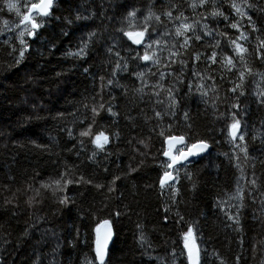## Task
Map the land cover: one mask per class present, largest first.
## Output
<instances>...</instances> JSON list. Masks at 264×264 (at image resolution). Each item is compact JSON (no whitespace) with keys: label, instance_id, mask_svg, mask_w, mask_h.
<instances>
[{"label":"trees","instance_id":"16d2710c","mask_svg":"<svg viewBox=\"0 0 264 264\" xmlns=\"http://www.w3.org/2000/svg\"><path fill=\"white\" fill-rule=\"evenodd\" d=\"M15 2L23 13L36 0ZM189 2L57 0L55 16L72 18L74 23L49 21L40 30L42 35L38 40L25 37L31 50L19 66H13L15 57L9 55L11 48L4 40L11 37V43L18 47L16 35L23 27L16 29L20 17L13 12L0 13V261L4 264H53V260L55 264H85L86 257L95 256V229L105 219L111 220L114 227L106 264H188L183 234L189 227L200 249L201 264H221V261L236 264L237 256L241 258L240 264H264V209L261 206L264 199L261 195L264 193V107L255 102L253 95L264 91V78L256 75L264 74V61L257 59L256 51L259 39H264V11L244 8L243 0H235L253 17L259 32H252L246 18L241 19L229 8L231 0H216L229 21L222 17L211 20V26L219 34L216 39L221 41L218 49L221 57L235 55L229 41L240 36V32L230 27V22H239L240 30L249 36L247 41L239 42L249 50L245 58L253 75L246 77V94L239 97L237 117L241 123L239 134L245 136L241 144L246 142L248 148L247 160L236 147L239 140L233 142L229 135L234 111L231 105L236 102L229 89L232 81H237L235 70L228 73L219 64L209 67V62L203 59L193 65L189 59V66L180 76L183 82L176 85L180 102L171 112L167 100L156 105L155 97L141 98L136 92L141 83L132 73L147 72L148 68L143 62L130 59L135 53L127 50L126 43L130 42L119 31L121 27L128 29L125 5L142 10L143 15L138 14L135 23L143 25L149 4H154L153 10L160 12L169 3H179L185 15L198 20L197 13L204 9L193 12L188 7ZM256 3L264 9V0H256ZM2 5L3 0H0ZM77 14L89 19L75 20ZM5 20L9 21L8 25L4 24ZM164 30L160 25L155 27L156 33ZM149 31H153L151 26ZM64 32L69 34L65 36ZM90 32H96L97 37L89 44L88 55L82 59L67 55L76 51L81 39H86ZM211 43L214 45L215 40ZM112 44L118 45L121 56L128 60V70L119 72L115 78L112 71L116 58L106 51ZM193 48L201 53L211 51L208 39L194 44ZM140 51L142 53L143 49ZM162 55L166 57L167 52ZM194 72L203 74L204 80L193 75ZM209 75L214 77L215 84L207 79ZM109 79H113L111 86ZM155 79L146 76L148 84ZM201 82L206 85L207 95L202 96L197 91ZM164 83L165 87L171 86L173 78L169 77ZM149 91L145 88L146 93ZM101 103L105 107L111 104L119 116L101 111L96 117L93 132L105 130L111 136L108 151L112 155L106 157L105 153H99L93 161L89 157L94 145L88 138H82L85 144L81 146L78 140L69 138L66 129L71 128L78 136L91 122V107H99ZM153 108L169 114L158 121ZM185 112L189 113L190 121L185 119ZM188 123L192 124L191 129ZM169 124L172 134H184L192 141L205 139L211 145L205 157L188 162L187 167L176 166L178 195H173L167 186L161 194L159 186L164 170L161 163L166 160L160 154L165 144L159 132L167 130ZM117 132L118 139L113 135ZM141 140L147 148L138 143ZM66 168L69 170L66 178L78 181L83 176L92 183L74 182L63 191L58 190L52 182L60 179ZM132 168L137 171L132 172ZM253 173L259 185L254 193L255 203L248 195ZM115 176L121 179L116 181L115 191L109 192ZM44 184L51 186L41 187ZM95 184L105 187L97 189ZM238 190L244 192L243 208H240ZM63 195L74 203L60 205L58 200ZM165 208L170 211L166 213ZM238 210L241 231H237V225L228 218L235 216ZM117 211L120 212L118 217L115 216ZM177 213L183 216L182 221Z\"/></svg>","mask_w":264,"mask_h":264},{"label":"snow or ice","instance_id":"6c2138e0","mask_svg":"<svg viewBox=\"0 0 264 264\" xmlns=\"http://www.w3.org/2000/svg\"><path fill=\"white\" fill-rule=\"evenodd\" d=\"M55 0H36V2L31 3L27 6V10L21 13V7L15 0H3V5L0 6V13L5 11L15 12L18 17H20L19 22L16 24V29H22L17 33L16 39L19 41L18 47L11 43V37H6L4 44L8 45L11 48L9 55H13L15 58L13 60V66H19L26 59V54H30L31 45L25 39V37L31 38L32 40H38L42 35L41 29L46 27L49 21L56 20H66L68 24L74 23L72 18H63L55 16ZM243 6L247 9H255L259 11H264V9L259 8L256 3V0H243ZM188 7L192 9L193 12H196L198 8L204 9V12H199V19L185 15V11L182 8V5L179 3H169L165 10L160 12L154 11V4L148 5L147 15L144 16L143 25H138L135 23V20L138 14L143 15L141 9L134 6L125 5L127 11V20H128V29L121 27L119 31L122 33L123 37L127 38L126 48L129 52H134L135 55L130 57L131 60H139L143 62L145 67L148 68L147 72H133L132 74L140 80L141 87L136 89V92L143 96H149V99L155 97V104L162 105L165 100H167V107L169 112L176 105L179 104V99L177 97V92L179 89L176 87L177 84L182 83L180 76L183 75V70L189 66V59H191L193 65L199 64L201 60L209 62V67L211 65L219 64L222 70H226L228 73L237 74V81H232L233 86L229 91L235 95L236 102L232 103L231 107L234 111L231 113L233 122L229 125V135L233 142L239 140L241 142L245 141V136L239 134L240 130V120L237 118L239 115L240 103L239 97L245 96V80L247 76L253 75V70L251 67L247 66L245 53H248V48L244 47L239 41H247L249 36L245 35L244 32L240 30L239 22H230V27L236 29L240 32V36L237 39H230V43L234 46L233 51L234 56L223 55L218 52L220 49L221 41L216 39L219 35L216 30L211 26V20L215 18L222 17L225 21H229V16L225 15L223 11L220 10V6L217 5L216 0H190ZM211 7L212 11H208V8ZM229 8L234 10L235 13L241 17V19L247 20L248 26L252 32H259L260 29L256 27V24L253 20V17L248 14V11L242 10V6L237 4L235 0H231L229 3ZM130 9V10H129ZM163 17V19H162ZM88 16H82L77 14L75 20H87ZM155 22L154 24L152 22ZM5 25L9 24V21H4ZM156 25L162 26L165 30L163 32L156 33ZM171 25L172 27H168ZM153 28V31H149V27ZM10 31H15L14 29H9ZM69 33L64 32L63 35L67 36ZM224 36L227 33H223ZM97 37L96 32H90L87 35V38L81 39L80 44L77 46V50L74 52H69L67 55H71L75 58H85L88 55L89 44L94 43V38ZM205 39L209 40V48L211 49L210 54L207 52L201 53L196 51L193 48V45H199L203 43ZM212 40H215V44L211 43ZM135 46V48H133ZM55 47V45H53ZM143 49L142 53L140 49ZM107 54L114 56L116 59L114 61L115 67L112 71L113 78L119 72H126L128 70V60L121 56V50L118 45L112 44L107 46ZM257 59L264 61V39H259V43L256 46ZM167 52V56L164 57L162 54ZM18 53V55H16ZM151 65V67H149ZM155 68V71L152 69ZM85 72H88V69H84ZM57 75H60L59 73ZM193 75H197L198 78L203 81L204 76L201 73L194 72ZM256 75H261L264 78V74L256 73ZM146 76L155 77V82L148 84L146 82ZM172 77L174 83L171 86L165 87V81ZM207 79L211 80L215 84V79L213 76L209 75ZM223 79V77H221ZM103 80V77H101ZM113 84V79L108 80V85ZM206 85L201 82L197 86V91L202 95H207V92L204 91ZM145 88H149V92H145ZM189 92L192 91V85H188ZM125 91H127L125 89ZM214 91V89H213ZM255 102L264 107V91L254 92ZM87 109L88 105H84ZM92 118L91 122L87 124L85 128L79 131L78 136L74 134L71 128H67V135L70 139L78 140V143L83 146L85 140L82 138H88V142L94 145L92 150L90 160L95 161V158L99 153H105L106 157L112 155L108 151V146L112 143L111 136L105 130H98L93 132V127L96 124V117L100 115L101 111H107L111 116L117 117L119 113L113 111V107L109 104L107 107L103 103L99 107H91ZM154 117L159 121L163 120L165 114L161 111L153 108ZM174 114V113H171ZM63 113H60V116L63 117ZM186 120H191L188 112L184 113ZM131 119V117H129ZM83 123V121H81ZM172 125H168V129H162L159 132L160 136L164 137V147L161 151V155L166 158L165 161L161 163V167L164 169L162 175L159 178V186L161 189V194H163L165 187L173 192V195L179 194V189L175 188V184L179 183L176 175L174 173L177 171V165L187 167V162H190L192 157H200L202 154L206 153L211 147L209 142L205 139H198L192 141L189 137L184 134H172L171 133ZM187 127L192 128V124L188 123ZM115 137L119 138V133H114ZM131 143V141H129ZM139 144H144V147L147 148L148 145L143 141H138ZM236 147L244 153V159L249 158L248 148L246 142L244 144H236ZM137 151H139L137 149ZM143 155L144 153H140ZM239 160V157H237ZM237 167L239 165L237 164ZM108 171L107 168L104 169ZM132 172L137 171L136 168L131 169ZM69 170L66 168L65 172L61 174L60 179H56L52 183L56 185L57 189L63 191L67 185L74 182L88 183L91 184V180H84V177L81 176L78 181H73L72 179L66 178L68 176ZM253 179L249 181L252 185V188L249 190L248 195L252 198L253 202H256V197L254 193L258 191L259 185L257 184V178H255V173H253ZM188 178L191 179V175H188ZM11 179V177L9 178ZM120 176H115L111 181V186L108 187L109 192L115 191L116 181L120 180ZM63 180V186H61V181ZM49 184H44L41 187L47 188L50 187ZM97 189L104 188L105 185L95 184ZM196 185L193 184V189ZM239 199L241 201L240 208H243L244 192L243 190H238ZM264 195V193H261ZM58 203L60 205L67 206L69 203H74L67 195H63L59 198ZM262 209H264V199L261 200ZM164 211L167 213L170 211L169 208H165ZM120 212H116L115 216H119ZM179 216V213H177ZM239 210L235 216L229 215V219L232 220L237 225V231H241L240 221H239ZM183 216H179V220L182 221ZM168 216H164V221L167 222ZM179 222V221H178ZM101 226L105 228L103 236H101ZM138 228L141 226L138 224ZM95 240L93 241L94 248L93 251L95 256L93 259L85 258V264H106V258L109 254V243L112 241L114 232H113V223L109 219H105L102 222L98 223L96 229ZM79 235V233H77ZM184 248L187 251V261L188 264H201V253L199 246L197 245L193 229L189 227L187 231L183 234ZM141 246L145 242V237L143 234L140 236ZM241 246H243V238L240 240ZM59 247V245H57ZM72 247L75 248L76 245L72 243ZM53 255L55 256V250ZM173 258H175V252L172 253ZM240 257H236V264H240ZM0 264H4L3 261H0ZM55 264V260H53ZM223 264V261H221Z\"/></svg>","mask_w":264,"mask_h":264},{"label":"water","instance_id":"95a60500","mask_svg":"<svg viewBox=\"0 0 264 264\" xmlns=\"http://www.w3.org/2000/svg\"><path fill=\"white\" fill-rule=\"evenodd\" d=\"M165 147H166V145H165ZM210 149H211V147L208 149V151L206 153L202 154V156H200L199 158L205 156L210 151ZM197 158L198 157H192L190 160L197 159ZM104 231H105V228L103 226H101V236H103ZM113 232H114V228H113ZM113 240H114V235H113L112 241L109 243V248L111 247Z\"/></svg>","mask_w":264,"mask_h":264},{"label":"rangeland","instance_id":"374dc122","mask_svg":"<svg viewBox=\"0 0 264 264\" xmlns=\"http://www.w3.org/2000/svg\"><path fill=\"white\" fill-rule=\"evenodd\" d=\"M13 13H14V14H16L15 12H13ZM238 143H239V144H241L242 142H241V141H239ZM206 155H207V154H206ZM204 157H205V156H204ZM113 228H114V227H113Z\"/></svg>","mask_w":264,"mask_h":264},{"label":"bare ground","instance_id":"6f19581e","mask_svg":"<svg viewBox=\"0 0 264 264\" xmlns=\"http://www.w3.org/2000/svg\"><path fill=\"white\" fill-rule=\"evenodd\" d=\"M210 151H211V149H210ZM210 151H209V152H210ZM209 152H208V153H209ZM208 153H207V154H208ZM198 158H199V157H198Z\"/></svg>","mask_w":264,"mask_h":264}]
</instances>
